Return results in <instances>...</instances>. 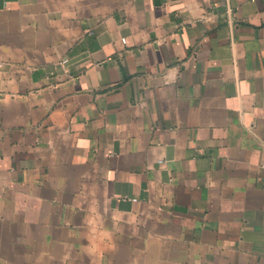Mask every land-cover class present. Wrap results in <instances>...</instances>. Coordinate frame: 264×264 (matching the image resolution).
<instances>
[{"label": "crops", "instance_id": "0c3cea01", "mask_svg": "<svg viewBox=\"0 0 264 264\" xmlns=\"http://www.w3.org/2000/svg\"><path fill=\"white\" fill-rule=\"evenodd\" d=\"M0 264H264V0H0Z\"/></svg>", "mask_w": 264, "mask_h": 264}]
</instances>
